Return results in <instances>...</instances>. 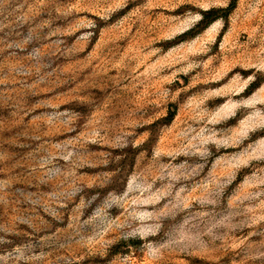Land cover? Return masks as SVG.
Masks as SVG:
<instances>
[{
	"label": "rangeland",
	"instance_id": "rangeland-1",
	"mask_svg": "<svg viewBox=\"0 0 264 264\" xmlns=\"http://www.w3.org/2000/svg\"><path fill=\"white\" fill-rule=\"evenodd\" d=\"M0 264H264V0H0Z\"/></svg>",
	"mask_w": 264,
	"mask_h": 264
}]
</instances>
